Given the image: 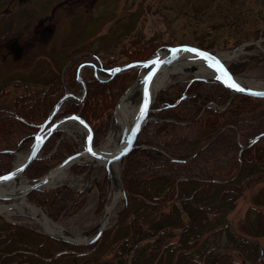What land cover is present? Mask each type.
<instances>
[{
  "label": "trees",
  "instance_id": "1",
  "mask_svg": "<svg viewBox=\"0 0 264 264\" xmlns=\"http://www.w3.org/2000/svg\"><path fill=\"white\" fill-rule=\"evenodd\" d=\"M52 1L34 0L27 5L22 0L9 9L5 8L6 0H0V44L15 39L17 34L22 41L29 38L36 44L37 36L30 34L32 25L38 31L41 20L50 23V16L41 17L45 11L55 10ZM38 38L40 42L48 41L41 35ZM161 40L157 34L131 36L129 44L122 48L125 62L148 57ZM83 44L69 50L63 44L52 46L48 54L37 43L39 55L54 65L36 68L37 63H33L30 69L25 64L23 70L14 69L0 79V137L16 136V145L34 126L14 113L38 122L62 95L64 84L78 90L79 62H102L99 53L86 51ZM45 61L42 60L47 65ZM102 66L111 65L102 62ZM243 66L244 62L230 63L229 70L238 74ZM134 71H121L108 80L97 79L91 71L84 73L86 92L80 113L93 130L94 144L109 127L112 108ZM11 85L13 89L9 91ZM223 91L228 92L220 84L202 80L188 85L184 97L178 84L158 91L149 112L151 120L122 160L126 206L115 224L102 231L97 240L74 244L16 221L21 216L29 218L27 214L14 215V221L0 217V264H227L222 254L227 246L252 258L257 250L252 238L264 236V212L248 208L238 227L242 234L230 230L226 216L244 189L254 182L251 176L257 179L264 175V135L242 149L237 137L242 136L248 143L250 136L264 132V97L236 94L227 107L216 109L226 97ZM59 134V130L53 132L41 151L49 149ZM224 137L228 138L226 144L232 149L233 160L226 166H212L204 153L211 145L221 147L217 143ZM67 147L62 139L51 154L33 160L24 172L30 177L39 176L53 161L60 162L66 156L62 149ZM9 149L12 148L1 151L9 155ZM184 158L188 159L181 160ZM85 168L81 163L71 166L75 173ZM84 197L83 190L68 185L28 192V198L42 205L53 219ZM263 197L256 203L264 205Z\"/></svg>",
  "mask_w": 264,
  "mask_h": 264
},
{
  "label": "rangeland",
  "instance_id": "2",
  "mask_svg": "<svg viewBox=\"0 0 264 264\" xmlns=\"http://www.w3.org/2000/svg\"><path fill=\"white\" fill-rule=\"evenodd\" d=\"M20 1L22 0H6L5 8H14ZM26 1L27 5L34 2V0ZM51 6L55 10L51 11V8L42 13L44 16L41 17L50 16V23L49 21L41 20L42 26H40L38 31L34 28V24L30 32L34 37L37 36L36 44L40 43L45 47V53L50 54L52 46L58 47L63 44L69 50L71 47L84 43V49L99 53L104 64L116 65L126 61L125 56L122 55V48L129 44L131 36L143 34L144 37H148L152 34H157L162 39L159 45L162 43L173 45L187 43L222 52L232 51L234 47L239 46L236 51L240 50V52L230 59V63L241 64L244 62L243 70L236 75L253 79L258 83H264V0H53ZM38 35L48 41L40 42L42 40H38ZM20 38L21 35L17 34L15 39L12 38L0 44V79L7 76L8 73L10 74L14 69L21 68L20 70H23L22 65L25 64H29L30 69H32L33 65L31 64L33 63H37L36 68H39L42 64L44 66L54 65L53 63L50 64L47 59H43V55H39L41 50L38 52L36 50L37 45L29 41L33 39L28 38L22 41ZM247 42L250 43L240 46ZM33 54L36 55L35 58H31ZM48 59H51V55H48ZM42 60H46L47 65ZM87 71H89L88 68H85L83 73ZM100 74L102 77L106 75L104 72H100ZM136 75L137 71H134V77L127 82V85ZM170 77L172 79L171 82L160 89L169 87L172 84H178L183 92L188 88L187 84L191 81L193 73H171ZM8 87L9 91H12V85ZM223 92L226 97L223 102L215 106L216 109H223L232 101L226 104L230 98V93ZM139 100V90L132 100L128 97L130 107H135ZM66 124L62 125L65 130L68 128V126H65ZM75 124L81 126L79 123L70 122V125ZM112 126L110 117V125L104 135L96 142V146L102 145L106 141L108 132L114 130ZM81 128L85 130L82 126ZM62 133L60 131L52 146L47 150L41 151L40 156L51 154L62 139L68 143V147L62 149V152H64L63 156L77 149L81 139L79 138L76 141L68 135L59 139ZM254 136H250L249 139ZM237 137L238 142H241V144L246 143L242 136L237 135ZM16 138V136L13 139L0 137L1 172L8 170L12 166L16 156V154H4L1 150L5 148L14 149ZM226 140L228 141V138L224 137L223 140L217 143L221 147L211 145L204 153L203 157L212 166H226L233 160L232 149L229 150L227 148ZM26 146V144L22 145L21 149L16 152H24ZM58 163L53 161L49 168ZM121 165L122 162L119 167H113L115 174H120V176ZM71 166L68 167L67 174L63 178V182H61L62 184L58 187L68 185L75 190H83L85 197L79 200V203L75 204L70 210L62 212L57 219L49 218L52 222L61 226L60 230L54 231L80 238H88L94 233L98 222L101 220L105 206L112 202L114 192L119 194V186L115 181H112L110 185L106 180L104 186L100 183L105 173L103 169H100L99 172L97 171L99 168L98 164H94L89 171L87 170L88 166H86L82 173H75L71 170ZM48 169L42 174L46 173ZM42 174H39V176ZM24 175L28 180L39 177L27 176L26 172H24ZM256 177V175L251 176V178H255L254 182L244 189L237 198L235 207L226 216L230 230L238 234H242L238 227L244 219L248 208L257 207L264 212V205L256 203L264 195V175L261 178L256 179ZM99 183L102 187L99 186ZM88 188L89 191L86 192ZM26 198L32 201L28 198V194ZM116 202V206L110 210V215L103 231L115 224L118 215L125 208L120 195ZM22 207L26 209V207ZM15 208L11 209L8 215L5 212H1L0 217L6 221H14L16 218L13 219V216L20 214L17 211L30 212L27 209L16 210ZM30 213L33 214V212ZM28 216L29 218L21 216L16 221L40 229V221L37 219L39 214H35L36 218ZM177 230L175 231L178 233L179 231ZM243 235L247 236L244 233ZM252 239L257 244V250L252 258H247L243 251L227 246L222 251L223 260L227 264L264 263V236H257Z\"/></svg>",
  "mask_w": 264,
  "mask_h": 264
},
{
  "label": "water",
  "instance_id": "3",
  "mask_svg": "<svg viewBox=\"0 0 264 264\" xmlns=\"http://www.w3.org/2000/svg\"><path fill=\"white\" fill-rule=\"evenodd\" d=\"M250 42L243 43L240 46L248 45ZM192 48V49H197L200 52L207 53L210 55V57L214 59H209L207 61L201 59L196 53L188 52L185 49ZM239 48V46L234 47L232 50L236 51ZM173 50H179L174 52ZM222 51L220 50H215V49H209V48H202L193 44H187V43H179V44H167L163 43L159 45L147 58L142 59V60H134L130 62H126L123 64H118L109 68H105L104 71L107 73L105 77H102L98 74L97 72V67L92 61H84L81 62L77 68H76V78L79 83V88H80V93L79 94H74L67 89H64L63 95L54 103V105L51 107V109L47 112L46 118L40 122V123H34L31 122L30 120L21 117L17 114L14 113V115L22 120L23 122L37 126L38 129L34 132L27 133L23 135L17 142L16 146L14 149L9 150L8 152L11 154H16L18 150L21 149V144L24 140L29 139V145L25 149L24 152H22V156L15 162L12 163V166L7 170L2 173H0V177H8L7 179H0V190H2V185H6L8 183H17L20 182L22 179L25 183L21 187H16V189L13 190H7L5 192L0 191V205L5 206L11 211V209L15 208L16 205H21L23 203V200L25 202L33 207H36L40 210L42 216H44L47 220L50 221V218L46 212V210L38 203L32 202L27 200L26 196L27 193L30 190L33 189H48V188H53L58 185L54 186H49L48 183L51 180V174L58 168H61L63 166H68L70 167L73 163H83L88 166V171L94 166V164H98V172L100 169L104 170L106 180L108 183L111 185L112 181H115L118 183L119 186V194L121 196V199L124 200V207L126 206V197H125V190L124 186L122 183V179L120 174H115L114 171V166L119 167L122 159L128 155V153L132 150L138 134L141 132L143 126L146 124L148 120L151 119L150 116H148L149 111L151 110V106L154 102L155 95L157 93V90L152 92V81L156 74L163 70H170L171 68L176 67L177 73L178 74H184V73H193V77L191 81L194 80H204L208 82H214L217 84H220L224 89L228 90L230 92V98L226 102L229 103L232 98L236 94H244V95H249V96H254V97H264L260 95H255L251 93H264V83H260L255 85H250L243 83L238 80L240 78L238 75L232 73L229 70L228 63H226L227 58L220 57L218 53ZM159 60L161 63L159 65L155 64H150L149 61L153 60ZM215 61H219L221 65H223L224 69L227 70L229 75L232 77V79L239 84L241 87L245 89L244 92L236 91L232 88L227 87L224 83H222L220 80H217L215 77L218 74L217 69L214 67H209L210 64H214ZM147 65V67L145 66ZM85 66H90L93 68V74L96 76L98 79H110L112 76H114L116 73L127 70V69H132V68H137L138 72L136 77L125 87V89L122 91L120 96L118 97L113 113L111 116V122L113 124V128L119 129V140L117 143V146L114 149L110 150H101L99 146H94L92 143V129L90 128L89 124L85 121L84 118H82L79 114L77 113H67L64 114L55 120L51 121L53 115L55 112L59 109L61 104L63 103L64 100L70 99L71 97H74L75 99L81 100L83 96L85 95L86 92V86L85 82L82 78V69ZM131 66V67H130ZM200 67H203L207 72L210 73L209 76H200L197 75ZM155 68V75L152 76L151 82L149 84V93H150V101L148 104L147 112L146 114L141 117L140 115V109L141 106L144 103V80L145 77L149 75L150 72L153 71ZM199 69V70H198ZM119 70V71H117ZM170 72V71H169ZM133 91V93H137L139 90L140 92V101L139 103L135 106V110L132 114V117L130 120H127L125 117L122 121H119L117 118V111L120 109V106L122 104V100L127 96L130 91ZM185 91L183 92L182 97L185 95ZM134 95L131 96V99H133ZM224 107V106H223ZM78 118V119H76ZM80 121H83L84 123L81 124ZM70 122H76L79 123L82 127L85 128L86 132L83 136L80 137L81 142L80 145H78L77 149L72 152L71 154L67 155L62 161H60L58 164L55 166L51 167L48 169V171L42 175H40L37 178H33L31 180H28L25 175H24V170L26 167L35 159L40 157V150L42 148V145L44 141L57 129L62 130V135L60 136L59 139L63 138V136L68 135L73 137L72 134L68 133L65 129L62 128L63 124L70 123ZM138 126L137 131H133L136 129ZM264 132H261L257 135H255L253 138L249 140L247 144H241L240 149H242L244 146L250 145L254 141H256L259 137L263 136ZM40 138L39 140L37 138ZM91 137V139H89ZM75 139V137H73ZM77 141V139H75ZM91 147L92 152H89L87 149ZM127 148L128 151L124 154L121 155V152L124 151V149ZM33 152H35V156L33 157ZM117 157H119L117 159ZM170 159H176L174 157H169ZM188 158L181 159L183 161H186ZM47 181V182H45ZM89 191V188L87 189L86 192ZM117 197L112 198V202L108 205L105 206V210L103 213V216L101 220L98 222L96 229L94 233H92L91 236L88 238H80L77 236L73 235H67L63 234L59 231H52L48 228V226L45 224H40V229L43 233L47 234L48 236H51L56 239L60 240H65L74 244H84V243H91L95 240H97L102 233L103 229L105 228L106 221L109 218L110 215V210L115 207L116 205V200ZM23 198V199H22ZM14 212V211H12ZM18 213L22 214H28L32 216L33 218H36L35 215L31 214L30 212H23V211H17ZM1 213V211H0Z\"/></svg>",
  "mask_w": 264,
  "mask_h": 264
},
{
  "label": "bare ground",
  "instance_id": "4",
  "mask_svg": "<svg viewBox=\"0 0 264 264\" xmlns=\"http://www.w3.org/2000/svg\"><path fill=\"white\" fill-rule=\"evenodd\" d=\"M239 52H240V50H238L236 52L232 50V51H223V52H220L218 54L220 57L231 59L234 56H236V54H238ZM199 69H198L199 71H198L197 75H200V76H209L210 75V73L207 72L203 67L199 66ZM171 73H173V74L177 73L176 67L171 68L170 70H163V71L159 72L158 74H156V76L154 77V79L152 81V86H151L152 92H154L157 89L162 88L163 86H165L166 84L171 82V80H172L170 77ZM238 80L243 82V83L255 85V86L257 84H260L256 81H254L253 79L245 78V77H240V78H238ZM133 91L134 90L130 91V93H128L127 96L122 100V104L120 106V109L117 111V118L119 121H122L124 119V117L127 120H130L132 117V114L135 110V107H130L128 97H130V99H131V96L136 94V92L133 93ZM65 126H68V128H67L68 133L72 134L73 137H75V139L76 138L79 139L80 135L83 136L85 133V132H83L84 130L76 124L70 125V123H69V124H66ZM118 140H119V129L118 130L117 129L111 130L109 132V134L107 135L106 141L100 146V149L101 150H110V149L112 150L117 146ZM21 156H22V153H16L14 161L16 162ZM67 169H68V166H63L61 168L56 169L51 174L52 178H51L50 182L48 183V185L49 186L50 185H61L62 184L61 182H63V178L67 174ZM24 183L25 182L22 179L20 180L19 183H17V185L15 183H8L6 185H2V190H0V191L5 192L7 190H13V189H16V187H18V186L19 187L23 186ZM117 196H118V193L114 192L113 198L115 199V197H117ZM22 206L26 207V209L28 211L33 212L34 215L38 213L39 214V218H37L38 221H40V223L43 225L46 224L50 230L54 231V230H60L61 229V226L59 224L54 223L51 220L50 221L47 220L44 216H42V214L38 208L27 204L25 202V200H23V203L21 204V206L16 205L15 209L16 210H22V209H24ZM26 209H24V210H26ZM0 211L5 212L6 215H8L10 213L9 209L5 206H2V205H0Z\"/></svg>",
  "mask_w": 264,
  "mask_h": 264
},
{
  "label": "snow or ice",
  "instance_id": "5",
  "mask_svg": "<svg viewBox=\"0 0 264 264\" xmlns=\"http://www.w3.org/2000/svg\"><path fill=\"white\" fill-rule=\"evenodd\" d=\"M185 50L188 51V52L196 53L201 59H203L205 61H207L209 59H214V58L210 57L209 54L200 52L197 49L188 48V49H185ZM173 51L176 52V51H179V50H173ZM149 63L150 64H155V65H159V63H161V61H159L157 59V60L149 61ZM145 66L147 67V65H145ZM209 67H214V68L217 69L218 74L216 75L215 78L217 80H220L227 87L232 88V89H234L236 91H240V92H244L245 91V89L243 87H241L239 84H237L232 79V77L229 75L227 70L224 69L223 65H221L219 61H215L214 64H210ZM117 71H119V70H117ZM154 75H155V68L153 69L152 72L149 73L148 76L145 77V80H144V103H143V105L141 106V109H140L141 117H143L146 114V112H147L148 104H149V101H150V93H149V87L148 86H149V84L151 82L152 76H154ZM251 94L264 96V93H251ZM76 119H78V118H76ZM80 123L83 124L84 122L80 121ZM137 130H138V126L133 131H137ZM37 139L39 140L40 138L38 137ZM89 139H91V137H89ZM87 150L89 152H92V148L91 147H89ZM127 151H128V149L125 148L124 151L121 152V155H124ZM34 156H35V152H33V157ZM118 158L119 157H117V159ZM7 178L8 177H0V179H7ZM45 182H47V181H45Z\"/></svg>",
  "mask_w": 264,
  "mask_h": 264
},
{
  "label": "flooded vegetation",
  "instance_id": "6",
  "mask_svg": "<svg viewBox=\"0 0 264 264\" xmlns=\"http://www.w3.org/2000/svg\"><path fill=\"white\" fill-rule=\"evenodd\" d=\"M88 60H92V61H94L93 59H88ZM83 61V60H82ZM85 61V60H84ZM99 64V63H98ZM86 68H88V67H86ZM99 68H101V65H99ZM88 70L89 71H91V73H92V75L94 76V74H93V69H89L88 68ZM97 72H98V70H97ZM94 77H96V76H94ZM97 78V77H96ZM83 80H84V82H85V79H84V76H83ZM64 82V81H63ZM85 86H86V84H85ZM78 87H79V85H78ZM64 89H67L68 91H70V92H72V93H74V94H78V93H80V88H79V90L78 91H74L72 88H68L65 84H64ZM64 89H63V91H64ZM63 94V93H62ZM62 96V95H61ZM60 96V97H61ZM59 97V98H60ZM58 98V99H59ZM83 98H84V96H83ZM83 98L81 99V100H78V101H76L77 99H75L74 97H71L70 99H66V100H64L63 101V103L61 104V106L59 107V109L57 110V112H56V114H54L53 115V117H52V119H51V121H53V120H55L56 118H58V117H60V116H62V115H64V114H67V113H77V114H79L82 118H84L82 115H81V113H80V105H81V102H82V100H83ZM57 99V100H58ZM56 100V101H57ZM76 107H79L78 109H76ZM46 116V115H45ZM45 116L44 117H42V119H40V121H38V122H41L42 120H44L45 119ZM112 116V115H111ZM85 119V118H84ZM88 123V122H87ZM89 124V123H88ZM90 126V125H89ZM91 127V126H90ZM38 129V127L36 126V127H34V129L33 130H31V131H29V132H34V131H36ZM92 129V128H91ZM92 132H93V130H92ZM93 138H94V133H93V137H92V140H93ZM28 143H29V141H27ZM72 152H74V151H72ZM72 152H70V153H72ZM103 186H104V184L106 183V177L105 176H103L102 177V181L100 182ZM99 183V186L100 187H102L101 186V184ZM101 189V188H100Z\"/></svg>",
  "mask_w": 264,
  "mask_h": 264
}]
</instances>
